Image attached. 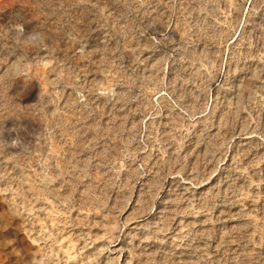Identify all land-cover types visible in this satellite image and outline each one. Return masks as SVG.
<instances>
[{
	"label": "rangeland",
	"instance_id": "1",
	"mask_svg": "<svg viewBox=\"0 0 264 264\" xmlns=\"http://www.w3.org/2000/svg\"><path fill=\"white\" fill-rule=\"evenodd\" d=\"M0 264H264V0H0Z\"/></svg>",
	"mask_w": 264,
	"mask_h": 264
}]
</instances>
